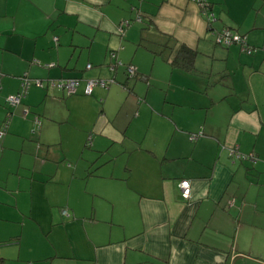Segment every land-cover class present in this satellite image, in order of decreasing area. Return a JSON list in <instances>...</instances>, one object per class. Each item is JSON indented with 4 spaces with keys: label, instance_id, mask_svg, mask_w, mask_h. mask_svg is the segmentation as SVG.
I'll list each match as a JSON object with an SVG mask.
<instances>
[{
    "label": "crops",
    "instance_id": "1",
    "mask_svg": "<svg viewBox=\"0 0 264 264\" xmlns=\"http://www.w3.org/2000/svg\"><path fill=\"white\" fill-rule=\"evenodd\" d=\"M242 1L241 22L236 9ZM209 2L214 28L229 25L246 33L248 42H263L264 0ZM124 18L129 22L119 31ZM146 25L202 53L195 69L171 66L139 44ZM211 37L193 0H0V121L1 102L7 105L5 96L19 89L22 73L45 83L80 78L75 94L30 83L17 105H7L12 110L0 158L9 148L8 130L35 133L29 115L18 111L28 107L43 117L38 160L18 188L28 191L31 205L40 200L44 211L40 217L31 205L22 209L17 231L0 224V238H15L9 242L16 248L11 262L264 264V55L246 54L237 44L215 46ZM150 54L169 66L167 85L180 77L189 90L181 102L169 97L168 113L151 104L173 128L166 142V129L158 142L135 130L139 113L133 108L147 106V93L136 91L135 82L148 79L141 60ZM111 57L133 63L135 78L122 63L109 70ZM111 76L108 85L83 93L85 79ZM178 103L195 117L178 120ZM21 117L25 127L18 131L14 124ZM199 129L202 135L190 141L188 132ZM232 146L254 159L231 156ZM180 177L191 180L187 199L179 195ZM26 213L29 238L23 233Z\"/></svg>",
    "mask_w": 264,
    "mask_h": 264
},
{
    "label": "rangeland",
    "instance_id": "2",
    "mask_svg": "<svg viewBox=\"0 0 264 264\" xmlns=\"http://www.w3.org/2000/svg\"><path fill=\"white\" fill-rule=\"evenodd\" d=\"M237 11H239L242 22L245 13L244 1H242L238 5L236 12ZM214 20L215 19H212V22ZM246 21L247 18H245L244 20V25H246L245 24ZM217 25L220 24L217 23ZM244 35L246 38L247 37L246 33ZM210 39H212V37ZM262 39L263 38H261V41ZM261 41L255 42L256 44L254 45L257 44L259 45ZM211 42L213 43V41ZM215 46L223 47L218 44H215ZM197 57L202 58V53H198ZM206 58L207 57H203V60H206ZM199 63L202 64V61L199 60ZM141 64L143 67H146V70H142V71L144 73H148V79L146 81L142 79H136L135 90L141 92L142 95L147 93L145 98L147 106H142L141 108L139 107L136 108V106H134L133 109L136 112V114L139 113V116L135 119L136 121L134 120L135 121L134 124H136V127L139 125L135 130L137 133L141 134L142 137L144 136V134H146V140L152 141L157 138V142H158L160 140V136H158V134H163L164 129H166V133H167L165 136L166 138L164 137L166 142L168 138L172 137L173 128L167 129V126H169V124L166 119V116L165 115L162 116L161 113L158 112L157 110L153 111V107L151 104H153L156 108L160 109V111L163 114L168 113V111L172 109L171 107H169L172 106L168 103V101H170L169 97L171 96L176 97L181 102L184 99L186 92H189V90L188 88H183L181 84H179L181 82L180 77H176V79L173 80V83L171 85L166 84L167 77L170 72V68L159 57H153L150 54L148 58H146V60H141ZM142 95L139 97H142ZM179 104L180 103H178V105H176L175 110H173L174 116L178 120L185 121L188 118H190V116L195 117V115L192 112L183 109V107H181V105ZM1 105L5 107V111L2 114L3 117L1 118L2 120L0 121V128L3 125V123L6 121V130H7L11 117V115L8 116L7 111L12 110V107H8L2 102ZM125 107L130 108L131 103L127 101L125 103ZM22 113L23 110H20L16 114L23 116ZM154 113L158 116L154 115ZM32 115L33 112L29 114L28 119H31ZM40 117L43 119L42 116ZM23 119L24 118L21 117V120L15 122L14 124V127L16 126L18 131H22L25 127ZM168 120L171 122V124H173L172 120L170 119ZM29 130L31 131L30 133H32L31 127L29 128ZM8 133H9L8 135L9 148L6 149L4 157L0 158V181H2L3 183L4 182L7 183L8 188H10V190H6L3 187V184L2 185L0 184V224H6L10 226L13 231H17L21 228L22 225L21 220L19 218L20 212L24 208L27 209V211H29V206L31 205L30 195L28 191H25L18 187L25 186L26 178L27 176H29L30 170L38 160V158H36V155H37V150L40 147V144L38 140H36L37 132L34 134L32 133L31 135L30 134L25 135V134H19L20 132L16 133L13 130H8ZM177 134L178 133H176L174 138L177 136ZM21 145H23L22 152L20 149ZM43 148L46 150L50 147L44 146ZM31 206H32V213L33 214L39 213V216L41 217L42 214L40 212L44 211V207L41 201L34 200L33 205ZM25 216L27 217L28 220L25 219L24 221L23 233H26L28 235L27 238H29L30 228L32 224L29 218V214L26 213ZM4 217H10V218H4ZM8 235L9 233H7V236L4 237H9ZM0 239H5V238H0ZM14 239L15 238H9L0 241V244L2 245L1 252L2 255L5 257V260L3 261L2 264H14L13 262H11L8 256L10 253H13L16 250V248L13 245L9 244V242Z\"/></svg>",
    "mask_w": 264,
    "mask_h": 264
},
{
    "label": "trees",
    "instance_id": "3",
    "mask_svg": "<svg viewBox=\"0 0 264 264\" xmlns=\"http://www.w3.org/2000/svg\"><path fill=\"white\" fill-rule=\"evenodd\" d=\"M215 18V17H214ZM211 22H212V20H207V23H208V29L211 31V33H212V35H213V41L216 43V44H218V45H220V46H223V47H226V46H229V45H231V44H237V45H239V47H240V49L243 51V52H245L243 49H242V47H241V44L239 43V42H231L230 44H222V43H218V42H216V40H215V34H214V32H216L217 30H219V29H221L222 27H231V26H229V25H222L221 27H219V28H214L212 25H211ZM231 28H233V27H231ZM234 29V28H233ZM234 30H236V29H234ZM237 31V30H236ZM239 32V31H238ZM240 34H242L243 36H244V38H245V35L243 34V33H241V32H239ZM245 41L247 42V44L248 45H253V46H260L261 44H263L264 43V40H263V42H261L259 45L257 44V45H254V44H250L247 40H246V38H245ZM138 43L139 44H141L142 46H144L146 49H148L152 54H155V55H158L159 57H161L162 59H164V60H167L168 62H169V64L171 65V66H174V67H179V68H181V69H184V70H187V71H189V72H191V71H193L194 69H195V58H196V55H197V49H195V48H193V47H190V46H188V45H186V44H184L183 42H178V40H176L175 39V37L173 36V35H170V34H167V33H163V32H159V31H157V30H155L153 27H151V28H149L148 27V25H146V26H144V27H142L141 28V30H140V36H139V41H138ZM112 51V50H111ZM257 51H262L261 49H258ZM256 51V52H257ZM112 52H114V51H112ZM256 52H254V53H256ZM246 54H253V53H247V52H245ZM262 53H263V51H262ZM110 54H111V52H110ZM263 55H264V53H263ZM115 62L116 60H115V57L113 58V57H111V60L107 63V67H108V64L109 63H111V62ZM48 63V62H47ZM87 63H90V62H87ZM86 63V64H87ZM123 65H124V70H125V73H126V75L128 76V77H134V76H136V74H137V69H136V71H135V74L133 75V76H129L128 74H127V72H126V68H125V64H127V63H123V62H121ZM121 63H119V64H116V66L117 65H120ZM128 63H131V62H128ZM45 64V63H44ZM133 64V63H132ZM90 66H91V63H90ZM115 66V67H116ZM87 67V66H86ZM108 69H109V67H108ZM110 70V69H109ZM114 70V69H113ZM26 76H27V78H28V80H29V82L31 83V84H34V85H37V86H40V87H44V86H53V87H56V88H58V89H60V90H62L63 91V93L66 95V96H68V95H71V94H75L76 92H77V88H78V85H79V83H78V85H77V87H76V89H75V91L74 92H71V93H66L65 92V90L64 89H62V88H60V87H58V86H56V85H50V83H49V79H58V78H60V77H58V78H48L47 80H46V83H45V81L42 79V78H38V77H30L29 75H27L26 74ZM66 77H75V76H66ZM112 77V76H111ZM36 78H38V79H41V81H42V84H37V83H35L34 82V79H36ZM76 78H78V77H76ZM19 79H20V86H19V89H20V87H21V75H19ZM95 79V78H94ZM100 79H104V78H100ZM108 79V78H107ZM79 80H80V78H79ZM112 82V81H111ZM30 83H29V85H30ZM110 83V82H109ZM108 83V84H109ZM29 85H28V87H29ZM96 85H100V84H96ZM95 86V85H94ZM93 88V87H92ZM18 89V90H19ZM17 90V91H18ZM27 90H28V88H27ZM16 91V92H17ZM92 91V90H91ZM91 91L89 92V93H86V92H84V88H83V93H85V94H90L91 93ZM26 93H27V91H26ZM25 93V94H26ZM24 94V95H25ZM23 95V96H24ZM6 97V96H5ZM21 101V100H20ZM5 102H6V104L8 105V106H12V105H9L8 103H7V101L5 100ZM17 105V104H16ZM23 109H26L27 110V113L26 114H23L22 113V115L24 116V117H26V116H28L30 113H31V111H30V109L28 108V107H25V108H23ZM33 112V111H32ZM9 114V113H8ZM37 117V119H39V126H38V128L37 129H34V121H33V118L34 117ZM31 121H32V132H37L38 130H39V128H40V125H41V117H40V115L37 113V112H33V115H32V117H31ZM5 132V131H4ZM193 133H195V135L196 136H192V134ZM197 133V134H196ZM202 135V130L201 129H199V130H197V131H192V132H188V139L190 140V141H194V140H196L199 136H201ZM232 147H236L237 148V146H232ZM238 149V148H237ZM240 153H242V154H244V156H238V155H236V153H234V152H230V150H229V154L231 155V156H235V157H238V158H247V159H254V155H253V153L252 152H241V151H239ZM181 178H186V179H189L190 180V178H188V177H180V178H178L177 179V183H178V180L179 179H181ZM191 181V180H190ZM178 187V186H177ZM178 190H179V188H178ZM179 195H180V192H179ZM181 196V195H180ZM183 198V197H182ZM184 199H187V198H184ZM2 260H3V258L0 256V264H2Z\"/></svg>",
    "mask_w": 264,
    "mask_h": 264
},
{
    "label": "built area",
    "instance_id": "4",
    "mask_svg": "<svg viewBox=\"0 0 264 264\" xmlns=\"http://www.w3.org/2000/svg\"><path fill=\"white\" fill-rule=\"evenodd\" d=\"M193 1L197 4L199 10L206 16L207 20L210 21V20L214 19V13L211 10L209 0H193ZM128 22H129V20L126 18L120 20V22L118 24V30L122 31L124 26L127 25ZM214 34H215V40L218 43L228 45L231 42H239L241 44L242 49L247 53H254L258 49H261L264 53V43L261 44L260 46L248 45L247 42L245 41L244 36L231 27H222L221 29L214 32ZM111 55H114V52L111 51ZM115 60H116L115 62L113 61V62L108 64V67L110 70H113L115 68L116 64L121 63V61L118 60L117 58H115ZM53 64H54V62H48V63H45L44 65L50 66ZM86 66L89 67L90 63H87ZM125 68H126V72L129 76H133L135 74L136 66L134 64L127 63V64H125ZM21 79L22 80H21L20 89L15 93L7 94L5 97V100L7 101V103L9 105L13 106V105L18 104L20 102L21 98L23 97V95L27 91V88H28V85L30 82L26 76V73L21 74ZM48 81H49L50 85H56V86L64 89L66 93H71V92L75 91V89L79 83V78H76V77H60L58 79H49ZM111 81H113V77H109L108 79L87 78V79H85V82H84V92L89 93L92 90V87L96 84L106 86ZM34 82L37 84H42L41 79H38V78L34 79ZM26 113H27V110L23 109V114H26ZM33 121H34V129H37L39 126V119H37V117L35 116L33 118ZM5 128H6V121L3 123V125L0 128V137L3 135ZM192 136L193 137L196 136L195 133H193ZM229 150H230V152L236 153V155H238V156H244V154L240 153L236 147H231ZM177 186L179 188V192H180L181 197L188 198L190 195V189H191L190 180L186 179V178H181L178 180ZM63 212L66 213V210L64 209Z\"/></svg>",
    "mask_w": 264,
    "mask_h": 264
}]
</instances>
